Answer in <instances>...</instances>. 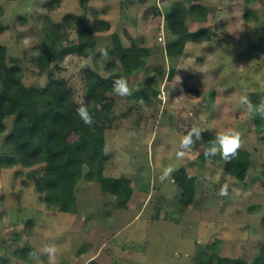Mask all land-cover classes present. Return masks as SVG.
Returning a JSON list of instances; mask_svg holds the SVG:
<instances>
[{"label": "rangeland", "instance_id": "374dc122", "mask_svg": "<svg viewBox=\"0 0 264 264\" xmlns=\"http://www.w3.org/2000/svg\"><path fill=\"white\" fill-rule=\"evenodd\" d=\"M52 1L0 0V22L7 26L0 44L22 66L26 85L45 88L49 73L55 72L80 102L85 96V69L107 76L106 65L113 58L107 52L115 35L125 45L135 41L144 48L142 68L125 76L132 95L115 94L104 134L103 175L130 179L133 191L147 189L151 201L145 210L159 207L169 217L157 221L152 213L151 219L130 221L129 215L121 219V208L127 205H117L116 196L106 195L99 181L87 179L86 165L70 198V211L50 206L38 189L45 163L25 166L14 154L4 153L5 137L15 119L9 115L7 130L0 133V264H37L31 253L47 246L55 247L56 264H76L81 246H101L107 239L106 246H115L112 254L119 245L135 246L131 254L119 251L126 264H191L193 256L186 257L185 251L198 244L203 230L199 241L216 240L218 252L256 264L257 256L264 257V119L258 129L257 116L249 115L240 101L243 96L253 104L264 100V0H85V4L61 0L59 9L49 10ZM174 4L185 9L188 30L205 27L208 33L201 42L187 41L183 54L173 58L165 47L173 37L165 15ZM92 11L110 27L87 43L91 54L54 58L40 73L37 59L45 31L61 24L67 12L85 14L90 26ZM61 32L68 35L64 45L78 41L73 27ZM47 109L41 98L39 110ZM190 128L208 131L207 143L178 158L181 139ZM227 129L239 130L242 147L251 153L243 181L226 171L219 154L205 156L216 135ZM168 166L175 170L161 181ZM181 167L196 179L188 205L179 201L183 191L172 179ZM224 184L229 186L227 196L219 195ZM100 211L107 217L97 214ZM182 218L200 230L197 238L180 237L185 231ZM230 246L235 249L224 252ZM38 264H49L48 257L41 255Z\"/></svg>", "mask_w": 264, "mask_h": 264}, {"label": "trees", "instance_id": "16d2710c", "mask_svg": "<svg viewBox=\"0 0 264 264\" xmlns=\"http://www.w3.org/2000/svg\"><path fill=\"white\" fill-rule=\"evenodd\" d=\"M81 3L85 4L86 1L82 0ZM61 5V0H53L49 10L59 9ZM2 12L0 6V14ZM91 13L94 18L90 26H87L85 14L67 12L61 24L45 31V39L40 44L37 59L40 73L49 68L54 58L69 53L84 56L91 54L87 43L93 40L96 32L110 27V23L100 18L98 12ZM165 17L166 24L173 34L165 45L170 57L183 54L187 41L201 42L207 37L208 30L205 27L195 31L188 30L185 9L181 5L171 6ZM63 27H73L78 41L64 45L63 40L68 35L61 32ZM6 29L7 26L0 22V34ZM113 42L114 46L107 52L113 55L106 65L107 76L93 68L84 70L85 96L81 102L76 100L68 82L57 77L55 72L49 73L45 88L26 85L22 66L16 64L15 59L8 55V48L0 44V133L7 130L6 117L15 115L13 126L5 137L4 153L14 154L25 166L45 163L46 169L39 178L38 189L50 206L63 211H70L72 208L70 198L78 179L83 175L85 165L89 167L85 174L87 179L99 181L106 195L116 196L117 205L125 207L132 195L130 179L103 175L104 134L106 122L110 121L109 115L116 100L113 82L141 69L140 59L145 58V50L135 41L125 45L119 34L113 37ZM173 73L172 69L171 75ZM41 98L47 101V110H39ZM254 100V103L258 102L256 98ZM81 104L87 106L92 114V126L84 124L77 115L76 110ZM102 117H105V120L98 122ZM263 119L256 117L258 129H261ZM201 133L202 139L195 143L194 148L205 146L207 143L208 131ZM250 164V151L241 147L235 158L226 162L225 169L243 181ZM174 178L183 191L179 201L184 205L190 204L195 192L194 175L188 174L186 169L181 167L174 172ZM216 258L218 264H230V259L221 256ZM255 263L264 264V257L258 256ZM231 264L244 262L235 260Z\"/></svg>", "mask_w": 264, "mask_h": 264}, {"label": "crops", "instance_id": "0c3cea01", "mask_svg": "<svg viewBox=\"0 0 264 264\" xmlns=\"http://www.w3.org/2000/svg\"><path fill=\"white\" fill-rule=\"evenodd\" d=\"M172 179H173V181H175V178H172ZM142 198H143V200H142ZM139 201H141V203ZM142 201H143V203L145 202L146 204H143ZM150 201H151V199H150L149 192L147 191V189L141 190L139 188L138 190L132 191V195L127 202V207L121 208V210L123 212L121 219L125 218V216H128V215L130 217H128L127 220H130V221H134L136 219L139 220L142 216L143 217L148 216L151 219L153 217L152 213H154L156 215L154 218L155 220H157V221L158 220H168L169 214L166 212H163L161 210V208H159V207H158V210H155V209L153 210L152 208L149 211L145 210L147 204L150 203ZM133 203H134V205L132 207L131 205ZM129 206H131V207H129ZM131 211H133V212H131ZM144 211L147 213H145ZM106 213H107L106 211L97 212V214H99V215L104 214L105 218L107 217ZM109 216H110V211H109ZM117 219H119V218H117ZM152 223H154V221ZM181 226H182V229H185V231L183 233L181 231V234L179 232L180 237H182L183 235H186V237H190V238L191 237L193 238L194 236L196 238L198 237L196 235V233H199L200 230L195 229L194 227L189 225L187 222V219H185V218L181 219ZM92 227L93 226H91V228ZM136 230H139V228L134 229L132 231H136ZM218 230H220L219 227H217V231ZM205 231L206 230L200 231L201 232V238H198V240H196V242L198 244H196L195 247L192 246V250L185 251L186 257L187 256H193L194 263H191V264H218V260H217L216 256H221V257L230 259L228 261V263H230V264L232 262H234L235 260H237V259L233 258L232 255L231 256L226 255V254L224 255L223 252H221V251L218 252L217 246H215V245H217L216 240H213V242H205L203 240L204 245L201 246L203 242L199 241V240L200 239L202 240V238L205 236ZM133 233H135V235H137V236L141 234L140 232H133ZM129 235H131V234H129ZM147 236L149 237V234L144 236V239H146V241L149 239ZM121 238L126 239V237H121ZM135 238H136V236H135ZM219 238H221V237H219ZM130 239H131L130 241L135 242L134 237H130ZM107 241H108V239H107ZM107 241L102 243L101 246H81V248L77 252L78 255L76 256V264H126V263H128V261H126L127 259H125L122 255L119 254V251L121 249H123L128 254H131L133 251L132 248H135V246H120L119 245L116 254H112L111 252L114 251L115 246H106ZM112 243L113 244L115 243L114 240L112 241ZM209 243L212 244V246H210ZM179 247H180V249H183L184 246H179ZM206 247H208V248H206ZM230 247L231 248H227V250L225 249L224 252L225 251L231 252L232 249H235L233 246H230ZM138 250H139V251H137L138 253L141 252L140 251L141 249H138Z\"/></svg>", "mask_w": 264, "mask_h": 264}, {"label": "clouds", "instance_id": "9594fccd", "mask_svg": "<svg viewBox=\"0 0 264 264\" xmlns=\"http://www.w3.org/2000/svg\"><path fill=\"white\" fill-rule=\"evenodd\" d=\"M113 92L120 97L131 96L133 93L132 88L126 78L121 77L113 82ZM246 106V111L251 116H259L264 118V100H261L259 104H253L247 96L241 97L240 101ZM77 115L88 126L94 124V119L92 114L89 112L87 106L81 104L77 110ZM202 139V133L197 128H190L186 134L183 136L180 142V151L177 153V157H183L187 152H189L195 143ZM242 147V134L236 129H227L216 135L214 142L206 150L205 156H215L219 154L222 159L226 162L235 158L239 149ZM175 169L172 166H168L162 170L160 180L163 181L167 179ZM228 184H224L219 189V195H228ZM41 255H46L49 260V264H56V250L54 246H47L41 251L31 253L32 258L39 262Z\"/></svg>", "mask_w": 264, "mask_h": 264}, {"label": "built area", "instance_id": "2783aa9c", "mask_svg": "<svg viewBox=\"0 0 264 264\" xmlns=\"http://www.w3.org/2000/svg\"><path fill=\"white\" fill-rule=\"evenodd\" d=\"M160 39H162V37H160Z\"/></svg>", "mask_w": 264, "mask_h": 264}]
</instances>
